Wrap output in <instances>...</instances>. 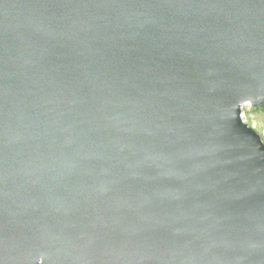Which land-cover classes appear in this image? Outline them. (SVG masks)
<instances>
[{"label": "water", "instance_id": "95a60500", "mask_svg": "<svg viewBox=\"0 0 264 264\" xmlns=\"http://www.w3.org/2000/svg\"><path fill=\"white\" fill-rule=\"evenodd\" d=\"M264 0H0V264H264Z\"/></svg>", "mask_w": 264, "mask_h": 264}, {"label": "rangeland", "instance_id": "374dc122", "mask_svg": "<svg viewBox=\"0 0 264 264\" xmlns=\"http://www.w3.org/2000/svg\"><path fill=\"white\" fill-rule=\"evenodd\" d=\"M241 116L244 122L251 126L264 143V108L245 103L241 107Z\"/></svg>", "mask_w": 264, "mask_h": 264}, {"label": "trees", "instance_id": "16d2710c", "mask_svg": "<svg viewBox=\"0 0 264 264\" xmlns=\"http://www.w3.org/2000/svg\"><path fill=\"white\" fill-rule=\"evenodd\" d=\"M260 106H261L262 108H264V99H263L262 103L260 104Z\"/></svg>", "mask_w": 264, "mask_h": 264}]
</instances>
